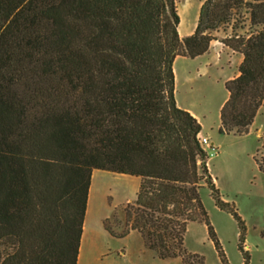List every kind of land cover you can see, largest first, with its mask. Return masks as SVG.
Wrapping results in <instances>:
<instances>
[{
	"label": "trees",
	"instance_id": "trees-1",
	"mask_svg": "<svg viewBox=\"0 0 264 264\" xmlns=\"http://www.w3.org/2000/svg\"><path fill=\"white\" fill-rule=\"evenodd\" d=\"M179 0H0V264H77L93 170L140 178L129 229L163 260L205 264L184 247L201 221L229 264L200 197L222 199L201 125L174 96L175 58L205 54L210 32L243 56L225 82L220 134L249 133L264 105V0H205L182 43ZM248 24L247 36L238 33ZM264 148V143H263ZM260 169L264 170L262 166Z\"/></svg>",
	"mask_w": 264,
	"mask_h": 264
},
{
	"label": "rangeland",
	"instance_id": "rangeland-1",
	"mask_svg": "<svg viewBox=\"0 0 264 264\" xmlns=\"http://www.w3.org/2000/svg\"><path fill=\"white\" fill-rule=\"evenodd\" d=\"M205 0H179V36L184 44L194 32L199 9ZM252 30L246 24L238 33L247 36ZM212 38L222 41L230 35L228 26L210 32ZM211 52L207 57L189 58L184 48L173 64L174 96L176 103L196 111L202 119L204 135L213 143L216 153L209 151V173L219 189L222 199L233 203L244 222L246 233L244 249L249 254L248 264H264V105L257 118V128L251 133L237 136L220 134V105L227 96L224 79L234 70L215 65ZM210 59L211 65L207 64ZM222 64L225 60L222 59ZM223 66V67H222ZM222 67V68H221ZM209 150V149H208ZM140 178L136 176L95 169L91 175L85 214V237L83 240L86 261L80 264H180V259L163 260L147 247L144 237L135 234L112 236L129 229L125 209L136 199ZM200 197L229 264H243L238 249L239 227L227 211L219 209L211 197L209 188L203 184ZM128 233V234H129ZM125 237V236H124ZM184 247L190 253L203 256L205 264H221L210 240L206 225L201 221L190 223L184 236ZM99 249L105 256L99 257ZM122 252L126 253L123 255Z\"/></svg>",
	"mask_w": 264,
	"mask_h": 264
},
{
	"label": "crops",
	"instance_id": "crops-1",
	"mask_svg": "<svg viewBox=\"0 0 264 264\" xmlns=\"http://www.w3.org/2000/svg\"><path fill=\"white\" fill-rule=\"evenodd\" d=\"M212 36V34H210ZM228 37V35L224 34V36H222V38L220 39H224ZM213 53L214 55V59H215V65H223V66H226L227 68L231 69V67L234 68V70L232 71L231 75L229 77H227L226 79H224V83L227 81V80H230V79H233L235 78L236 76H238L239 72H238V67L243 59V56L237 52H234L232 51L229 47H227L225 44H223L222 41H220L219 39H216V38H213V40L211 41L210 43V46H209V49L208 51L201 55V56H198V57H207L208 55H210V53ZM197 57V58H198ZM177 59H179V55H177V57L175 58V61H177ZM222 59L225 60V63L222 64L221 61ZM209 62H207V64L211 65L212 63H210V59H208ZM222 66V67H223ZM221 67V68H222ZM176 76V72L174 73V77ZM228 98V92H227V96L226 98L224 99V101H222L221 105H220V111H221V108L224 104V102L227 100ZM180 108L182 109H185L187 111H189L197 120L198 122L200 123L201 125V132L199 134V136H203V137H207L204 135V130H203V123H202V119L201 117L198 115V113H196V111H194L193 109L189 108V107H182L180 106L179 104H177ZM263 107H261L254 119V122L253 124L250 126V130H249V133L252 132V130L254 128H257L258 124H257V118H258V115L260 114V111ZM219 126H220V122H219ZM213 144V143H211ZM207 165H208V162H207ZM85 225H83V232H82V236H81V243H80V248H79V254H78V260H77V264H80L81 262H85L86 259H87V256L84 255V247H83V240H84V237H85ZM130 233L132 234H135V231H131ZM127 234L125 237H123L122 239H127L130 235L132 234ZM129 235V236H128ZM97 254H100L99 257L101 258L102 256H105L106 254L104 253V250L102 251V249H99L98 253ZM123 255H126V253L122 252Z\"/></svg>",
	"mask_w": 264,
	"mask_h": 264
},
{
	"label": "built area",
	"instance_id": "built-area-1",
	"mask_svg": "<svg viewBox=\"0 0 264 264\" xmlns=\"http://www.w3.org/2000/svg\"><path fill=\"white\" fill-rule=\"evenodd\" d=\"M199 142H200L201 146L208 152V156L210 153H212V154L216 153L215 148H213V145L210 143V141L207 137L199 136ZM209 151H210V153H209Z\"/></svg>",
	"mask_w": 264,
	"mask_h": 264
},
{
	"label": "bare ground",
	"instance_id": "bare-ground-1",
	"mask_svg": "<svg viewBox=\"0 0 264 264\" xmlns=\"http://www.w3.org/2000/svg\"><path fill=\"white\" fill-rule=\"evenodd\" d=\"M181 21V20H180ZM181 23V22H180Z\"/></svg>",
	"mask_w": 264,
	"mask_h": 264
}]
</instances>
